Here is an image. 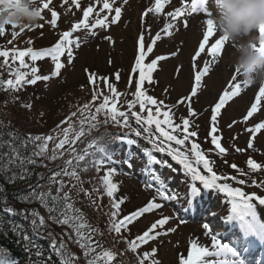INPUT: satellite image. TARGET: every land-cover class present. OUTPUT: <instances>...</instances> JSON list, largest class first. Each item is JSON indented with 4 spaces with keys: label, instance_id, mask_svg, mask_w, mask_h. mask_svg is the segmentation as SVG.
I'll return each mask as SVG.
<instances>
[{
    "label": "rangeland",
    "instance_id": "obj_1",
    "mask_svg": "<svg viewBox=\"0 0 264 264\" xmlns=\"http://www.w3.org/2000/svg\"><path fill=\"white\" fill-rule=\"evenodd\" d=\"M103 2L104 0H79L80 7H77L72 0H50V7L43 10L42 16L31 23L23 22L24 25L45 26L42 30L44 36H38L35 40L38 44L39 38L42 37L41 42L51 47L64 31H72L73 25L84 19L83 9L89 6L93 8V13L87 19L89 27L76 29L70 37L74 42L72 63H68L66 56L61 57L65 67L61 69L58 77L38 81L32 85L31 89H26L27 94L23 93L22 99L25 97L28 104L32 105L34 111L32 112L36 115L33 118L48 119L53 116L54 122H58L61 119H57L56 116H60L63 118L61 134L64 128H69L71 125L68 136L69 139H73L81 129L85 132L92 115H98L95 109L103 101V96L113 95L104 85V82H107L117 90L115 103L118 110L129 113L128 121L132 128L135 125L134 117L131 116L127 105L129 101L135 99L136 87L132 86L131 77L134 72H138L137 81L139 79V70L134 71V68L140 51V40L143 37L145 65L157 57H165L157 61L151 73V82H144L143 91L146 87L151 88L152 93H154L153 89L157 90V100L164 102L166 107L163 110L171 111L173 120L177 117L180 121L181 115L190 116L192 123L189 128L196 130L200 136L211 138L212 127L215 128L214 134L217 135L221 146L226 151L220 153L219 150L210 149L205 153L212 161L218 184H228L230 188H238L246 195L255 194V196L264 197V129L252 131L257 124L264 123V96L257 99L260 86H245L239 74L235 81L241 83L239 93L225 101L215 122L211 119L215 104L219 102L223 92L231 91L233 78L238 75L233 64L232 42H226V50L220 55L213 57L207 52V48L211 47L215 39L220 36L217 29L214 32L215 39L210 37L205 51L196 57L202 33L206 30L205 20L214 16V0H206L207 12L201 9L195 13L190 11L191 0H161L162 8L159 13L154 10L155 0H127L126 3L125 0H109L113 4L111 12L103 9ZM20 3L31 6L29 11L32 12L41 6L42 0H20ZM115 7H121V17L117 22L112 23L111 18L114 17ZM150 8L153 9L151 13L148 12ZM178 8L182 9L181 15L176 16L175 19L168 16L169 12H175ZM53 10L58 14L55 25L51 23ZM105 16L109 17V20L103 26L91 27L97 19H103ZM169 23L173 27L165 29V24ZM157 33L160 34L159 39H156ZM26 38L27 36H22L20 39L24 41ZM77 39L80 44L78 48L75 47ZM150 44L152 51L148 52L147 46ZM205 61L209 62V71L201 78L196 95L192 96L195 74L203 69ZM53 70L54 61L49 57L39 68V74L51 76ZM88 75L97 77L95 85L89 84ZM94 92L99 93L97 97L99 101L91 100ZM87 97H90L91 104L85 108L84 99ZM189 97L190 102L185 99ZM253 103L257 104V110L245 120L244 117ZM190 107L194 115L190 114ZM134 111L139 112V106ZM17 114L24 116L22 109H19ZM113 125L117 126L116 123ZM250 142L251 147H249ZM67 147L66 145V149ZM155 154L160 160L167 161L171 167L153 164L148 156V166H144L142 160L137 158H128L124 154L123 159L120 157L122 163L125 160L131 162V166L125 163L117 165L118 172L113 177L114 183L120 189L115 194L118 198H126L127 205L123 208L124 212L128 213L144 207L153 200L161 207L138 217L134 223L119 233L118 245L123 244L127 238L133 240L142 235L157 220L168 217L167 222L154 231L155 238L139 248V254L149 253L143 264H152L153 260H156L157 264H180L181 256L187 259L193 243L209 250L210 254L201 258L203 264H233L234 261L235 264H239L240 260L244 264H254L249 261V256L253 253L249 251L257 249V240L260 242L258 237L264 236V206H259L254 198L252 202L257 205L256 215L244 217L246 226L240 228V217L233 216L232 219H228L231 214L232 196L216 188H210L203 190L201 194L203 195L202 206L193 205V210L188 211L191 207L187 205L186 196L194 184L191 182V175L173 162L169 156ZM249 159L260 167L251 168L248 164ZM232 165L236 167L233 168ZM106 169L108 171L110 168ZM241 180L244 181L243 184L240 183ZM196 182L197 186L199 182ZM161 184L167 189L170 199H162L158 195L156 189ZM76 185L81 187L79 182H76ZM104 200L103 205L106 203V198ZM237 202H240L238 197ZM77 216L81 217L80 223L88 229L86 228L89 223L87 219L81 214ZM205 224L209 226L207 229L204 227ZM93 230L95 229L91 228L84 232L92 233ZM156 232L159 235H155ZM257 233L260 235L258 236ZM213 235H216L222 244L232 247L239 258L231 255H215ZM92 238L99 243V247L88 257L84 256L82 249V256L77 264L83 262L87 264V261L94 257L97 258L96 264H122L123 262L132 264L135 260V255L131 254L126 247H124L123 255L118 256L123 248L117 246V241L111 244L108 237L99 236L97 231ZM117 239L114 237V240ZM254 241L256 247H251L255 244ZM261 242L264 249V239ZM152 249L157 250L155 254L151 253ZM68 251L72 252L69 247ZM106 251L114 253L112 261H108L103 255Z\"/></svg>",
    "mask_w": 264,
    "mask_h": 264
},
{
    "label": "snow or ice",
    "instance_id": "obj_2",
    "mask_svg": "<svg viewBox=\"0 0 264 264\" xmlns=\"http://www.w3.org/2000/svg\"><path fill=\"white\" fill-rule=\"evenodd\" d=\"M73 3L76 4L77 7H80L79 0H72ZM127 0H125V3ZM8 3L15 4L17 7L20 5V0H8ZM50 0H42L41 6L39 8L34 9L32 12L36 14L37 17L42 16L43 10L49 9ZM162 4L161 0H155V12L159 13L161 11ZM103 9L109 10L110 12L113 10V4L109 2V0H104ZM207 12L208 8L206 7V0H191L190 11L195 13L197 11ZM23 12H28V8L20 9ZM153 9H148V12L151 13ZM182 9L178 8L175 12H169L168 16L175 19L176 16L181 15ZM93 13V8L91 6L83 9V17L84 19L75 25H73L72 31H64L58 41L49 48L34 50L31 47L21 49H6L0 50V57H3V64L0 67H9L10 75L14 73V79L10 78L6 81L0 80V84H2L6 88H11L13 90H18L22 88L24 85H34L38 81H47L52 77H58L61 74V69L65 67L64 63L61 61V57L66 56L68 63H72L74 59L73 55V40L70 38L73 35V32L76 29L81 27H89L87 23V19L90 14ZM211 15V13H209ZM57 12L51 11V23L55 25L57 19ZM121 17V7H115L114 9V17L111 18V22H117ZM109 17L105 16L103 19H97L95 24L91 27L103 26ZM206 30L202 33V39L199 43L198 51L196 52V57H199L202 52L205 51L206 43L209 41L210 37H214V32L216 30L215 22L213 18H207L205 20ZM6 25H11L13 28L12 35L16 36L19 33L15 31L16 28H19L20 33L25 31L26 28H31L32 25H24L17 24L13 22L10 18H0V35L6 34ZM165 29L172 28V24H165ZM259 35L261 37L259 41L258 51L264 53V25H261L259 30ZM160 34L157 33L156 39H159ZM110 39V38H108ZM226 36H219L218 39H215V42L211 44V47L207 48V52L209 55L215 57L220 55L223 51L226 50ZM155 43V39L153 40V44ZM79 40L77 39L75 42V47H79ZM255 47V45H254ZM144 42L143 37L140 40V51L139 55L135 61V70H139V79L136 82V91L134 93L135 99L133 101L128 102V109L130 110V114L135 118L138 127L136 129L130 130L129 133L124 134H115L117 142H124L126 140L128 145H136L137 140L130 138L131 136H135L137 138L143 137L149 141L152 149L154 151H150L145 149V153L153 164H164L166 167H171L167 161L160 160L155 153L163 154L169 156L173 162L180 165L182 169L191 175L192 180L198 181L200 185H202L205 189L216 188L220 192H226L229 196H232V203L230 209V215L228 219H232L233 216H237L240 218L255 216L257 205L252 201L255 198L258 201L259 206H264V197H259L253 195H246L238 188H230L228 184H218L217 183V173L214 171L212 166V161L209 159L208 155L201 149V146L195 142L192 138L197 136L196 131H190L189 125L190 121L186 118H181V123H174L173 114L169 110H163L166 106L163 101H158L154 97L150 95H146L143 91V84L145 81L151 82V73L155 69L158 60H162L165 57H157L153 59L151 63L145 65V52H144ZM147 51H152V45L147 46ZM25 57H29L32 62L38 61L44 57H50L54 61V70L49 75H40L39 69L33 64H29L26 62ZM9 60L12 62H18L20 68H26L28 71H21L19 68L12 69L9 65ZM195 60V58H194ZM195 66V65H194ZM209 71V62L205 61L203 69L199 70L195 74V85L192 88V96H195L197 93V88L200 85L201 78L206 75ZM238 74L237 77L233 78V82L231 84V91H225L219 98V102L215 104L213 108L212 121L215 122L217 119V114L219 113L221 107L224 105L225 101L230 98V96L236 95L239 93L241 88V83L235 82L238 79L239 71L235 69ZM118 78V74H117ZM89 80H94V75L89 76ZM245 86L248 85L246 81L242 82ZM111 90L113 95L103 96V101L96 107V114L103 113L105 115V120L102 123L113 122L117 125H120L125 128H130V124L128 121L129 113L118 110L117 104L115 103V98L117 95V90L112 84L107 85ZM99 93H93L92 100L95 101L98 97ZM261 96H264V86H260L259 92L257 93V99L259 100ZM190 102V97L185 98ZM139 105V112L131 111L136 105ZM30 107V105H28ZM85 108L89 107L88 104L84 105ZM257 110V104L253 103L251 105L250 110L247 115L244 117L247 120L249 117L253 115ZM190 114L194 115L195 113L189 108ZM146 113V115H144ZM75 115V113H73ZM122 118V119H121ZM92 120L97 121V115H92ZM101 122L97 121L96 123H92L89 125V131L94 128L100 127ZM71 128H64L62 131L63 138L53 137L52 135H36L32 136L29 134L25 138H19L16 133H10L12 139L8 142V147L11 148V152L7 154H0V160L7 158L8 164L12 165L19 161L18 167L21 169L20 173H13L9 177L10 182H14L16 179H25L29 176V171L25 165L27 164H36L37 161L32 158L36 156H44L48 151L49 143L55 140L58 142L54 143L53 148L51 149L53 155L50 157L52 160H55L58 156L62 157L65 154V150L70 153V158L65 161V166L59 169L58 171H53L50 177V183L55 184L56 192L53 194L51 189L47 191L42 190L39 184L30 186V191L28 195L21 197V202H39L49 214V218L58 224H62L68 227L69 231L63 233V235L59 238L55 237V234L51 231L45 233L41 231V229L46 228V218L44 215L40 214L37 209L32 210H17L13 206H5L0 208V212L5 214L22 215L25 220H28V217L32 218L28 220V223L31 226V235L28 230L24 228V225L11 223L7 227L12 233L15 235L19 233L18 239L22 240L26 245V251L32 253L38 259L44 256L43 245L40 244L39 240L47 239L48 237H52L49 241L48 245V256L46 260H41L40 264H49L51 261L52 255H56L60 258V264H77L78 257L75 253H71L68 251V245L64 240V236H67L69 240L75 236V242L79 244V246L84 250V256L88 257L90 253H95L96 249L99 247V243L94 241L92 236L97 230H93L92 233H85L82 231L84 225L80 224L81 217L77 216L75 213L78 211L73 208L72 203H70V193L64 191L66 187L65 180L61 177H67L69 179L74 178L76 182L83 183L80 177V172H86L88 170L89 164L97 167L99 170V166L103 165L105 162H113V154H110L108 144L110 142L105 141L103 137L114 135L109 132H105L98 139H93L88 147L84 148L81 151H77L73 145H75L76 141L80 139V137L85 135L83 129L73 139H69L68 132ZM259 129H264V123H259L255 126L252 131H256ZM215 128L212 129L211 135V143L215 146L220 153H224L226 149L221 146L220 141L215 135ZM16 140H19V147L16 146ZM189 141L191 144L189 146ZM28 142H31L35 145V150L32 152L30 157H24L20 153V147H24ZM66 145L68 146L66 149ZM251 142L249 147H251ZM99 156V160L95 157ZM123 163L131 166L130 160H125ZM248 164L253 169H258L260 166L256 164L254 161L249 159ZM69 166H71V170L69 171ZM233 168L236 165H232ZM201 169H203L204 173L202 174ZM115 169H108L107 174L103 178V184L106 189V194L108 197H114V193L117 191V184L113 182L112 175L114 174ZM42 176V174H40ZM241 184L244 183L243 180L240 181ZM75 184H72V187H75ZM152 187V185H148ZM83 190V189H81ZM157 193L162 199H170L171 197L168 195L167 189L161 184V186L157 187ZM200 188L195 184L192 185L190 189V194L198 193ZM235 193V195H233ZM237 197L240 202H237ZM123 199L114 200L111 205L112 211L110 213V229H113L115 233H121L122 229L127 228L133 221H135L138 217L142 216L145 213L151 212L153 209H159L161 205L159 203H155L153 201H149L147 205L137 209L136 211L131 212L130 214L123 216L122 219H117L119 216V209L121 204L123 203ZM168 220V217H164L163 219L157 220L155 223L151 225V227L145 231L142 235L137 236L133 240L129 241V246L131 249H137L140 245L146 244L149 240L155 238L153 235L154 231L157 230L160 226H163ZM3 221L0 220V228H2ZM205 229L209 226L207 224L204 225ZM2 234V233H0ZM155 235H159L158 232ZM213 247L216 249L215 255H231L234 258H239L238 253L229 245L222 244L216 235L212 236ZM156 249H152L151 253L155 254ZM209 250L206 247H198L195 243H193L190 247V250L187 254V259L183 256L180 258V264H202L201 258L209 255ZM108 261H112L114 259V253L111 251H106L103 254ZM149 253L145 252L143 257H148ZM143 257L141 258V264H143ZM97 258L89 259L87 264H96ZM0 264H15L12 261H2L0 260ZM152 264H157L156 260L152 261ZM235 264V261L233 262ZM239 264H244L242 260L239 261Z\"/></svg>",
    "mask_w": 264,
    "mask_h": 264
},
{
    "label": "trees",
    "instance_id": "obj_3",
    "mask_svg": "<svg viewBox=\"0 0 264 264\" xmlns=\"http://www.w3.org/2000/svg\"><path fill=\"white\" fill-rule=\"evenodd\" d=\"M22 8H28L31 9V6H27L25 4L19 5L17 7L15 4H9L8 0H0V18H4L8 16L9 14L15 15L17 12H23L20 9ZM30 12V11H28ZM6 15V16H5ZM17 24H23V23H17ZM44 27H40L38 24L32 25L31 28H26L25 31L20 33L19 28H16L15 31L19 33L16 36L12 35V32L14 31L11 25H6V34L0 35V50H6V49H25L28 47L33 48L34 50H41L45 48H49L48 46H45L41 41V38L44 36ZM30 35V36H29ZM22 36H27L26 40L22 41L20 38ZM38 36H42L39 38V43L37 44L35 38ZM41 43V44H40ZM49 57L41 58L38 61L32 62L29 57H25V60L29 64H33L38 69L42 67V64L45 60H47ZM3 57H0V65L3 64ZM151 63V61H148ZM147 64V63H146ZM9 65L12 69L19 68L21 71H28L26 68H20V65L18 62H12L9 60ZM138 72H134L133 76L131 77V84L135 88L137 77L136 75ZM88 75V79H89ZM14 79V73L10 75L9 67H0V80H8V79ZM97 77H94V80H92V83L89 81V84H96ZM104 85H106L107 90L108 84L107 82H104ZM32 85H24L22 88L18 90H13L11 88H6L2 84H0V154H7L11 152V148L8 147V142L12 137L10 136V133H16L19 138H25L29 134L32 136L41 135H52L53 137L62 138L61 130L63 127V118H60V116H56L57 119H61L58 122H54L51 116L50 118H43L40 117L39 119H34V111L32 108V105L28 104V100L23 97V93L27 94L28 92L26 89H31ZM29 89V90H30ZM145 93L151 95L155 99H157L158 94L157 90L151 88H144ZM90 97H87L85 100L86 104H91ZM92 100V99H91ZM93 101V100H92ZM95 101H99V98H97ZM101 102V101H100ZM30 105V107H28ZM139 105L137 104L132 111H134ZM22 109L24 112V116H20L17 114L18 110ZM33 111V112H32ZM183 118L189 119L190 123H192V120L190 119V116L188 115H181ZM181 117V118H182ZM177 117L174 120V123H181L177 119ZM105 120V116L103 114L97 115V121L101 122L100 127L94 128L91 131H89V125L92 123H96L97 121H93L92 118L90 119L88 127L85 129V135L82 136L78 142L75 143L73 147L77 149V151H81L84 148L88 147V145L91 143L93 139H98L102 136L103 133L109 132L114 135L105 136L103 139L105 141L110 142L108 144L109 152L110 154H113V159L115 163L113 162H105L103 165L99 166V170H97V167H94L89 164L88 170L86 172L81 171L80 177L83 183L81 184V187H78L76 185V181L74 178H67V177H61L65 180L66 187L64 191L70 193V203H72L73 208L78 210L75 214L76 215H82L85 219H87V227L88 229L82 230L87 231L91 228H94L99 233V236H106L108 237V240H110L111 244H115L117 241V246L119 248H123L122 253L117 255L120 257L125 252V248H128L131 254L135 255V260L132 264H141V258L143 257V254H139V248L143 245H140L137 249H131L129 246V241L131 239H128L123 242V244L120 243V239L118 238L119 233H115L113 229H110V213L112 211L111 205L114 202V200H120L123 199V203L120 206L119 209V216L117 219H122L123 216L126 214H130L133 211H130L128 213L124 212V207H126L127 202L126 198L120 197L118 198L117 195L114 193V197L110 198L106 194V189L103 184V178L107 174V169H115L113 177L118 172L117 165H123L122 161H120V157L123 159L122 155L126 157L133 156L134 158L142 160L143 164L149 165V161L147 160V155L145 153V149L151 150V144L148 140H146L143 137L137 138L134 135L130 138L136 139L137 144L136 145H128L126 140L124 142H117L116 141V135L124 133L127 134L132 129H136L138 127L136 120L134 118L135 125L132 128H125L120 125L114 126L112 122L108 123H102ZM26 121V122H24ZM66 124V122H65ZM190 131H196L194 129L189 128ZM197 132V131H196ZM197 142L201 149L206 152L210 149L217 150L214 145L211 143V138H208L207 136L202 137L197 133V136L192 138ZM58 142V140L52 141L49 143L48 151L45 153L44 156H36L32 157L34 158L37 163L36 164H27L25 165L29 171V176L25 179H16L14 182L9 181V177L13 173L19 174L21 169L18 167L19 161H17L15 164L9 165L7 158L0 160V208H3L5 206H13L17 210H32L37 209L40 214L44 215L46 218V228L41 229V231H44L45 233L51 231L55 234L56 238H59L65 233L66 231H69L68 227L62 224H58L51 220L49 218V214L47 213L46 209L39 203V202H21V197L28 195L30 191V186H34L39 184L42 188V190L47 191L48 189H51L53 194L56 192V185L50 183V177L53 173V171H58L62 167L65 166V161L70 158V153L65 150V154L60 157L58 156L55 160H52L50 157L53 155L51 149L54 146V143ZM189 146L191 144V141L188 142ZM16 146L19 147V140H16ZM35 150V145L31 142H28L26 146L20 147V153L24 157H30L32 152ZM97 160H99V156L95 157ZM113 165V166H112ZM106 167V168H105ZM71 169V166H69ZM202 174H205L203 169H201ZM42 174V176L40 175ZM114 182V181H113ZM194 184L197 182L192 180ZM72 184H75V187H72ZM120 185V184H118ZM197 187H199V184H197ZM83 189V190H81ZM120 189L117 188V193ZM191 197V195H190ZM106 198V203H104V199ZM197 200L196 194H192V201L194 202ZM139 209V208H137ZM136 209V210H137ZM134 210V211H136ZM32 217L29 216L28 220H30ZM0 220L3 221V227L0 228V260L2 261H12L15 262V264H40L41 260H46L48 256V245L49 241L52 239V237H48L44 240H39L38 242L43 245L44 249V256L41 258L35 257L32 253L29 251H26V245L24 242L20 239L19 233L13 234L12 231L8 229V225L11 223L16 224H23L24 228L28 230L29 234L31 235V226L28 223V220H25L22 215H15L12 216L11 214H5L3 212H0ZM133 221L132 223H134ZM81 224V223H80ZM83 225V224H81ZM128 228V227H127ZM126 229V228H125ZM124 229H122L123 231ZM121 231V232H122ZM114 237L117 240H114ZM65 242L67 243L70 250H72L73 253L77 255L78 258L82 256V248L79 246L78 243L75 242V236L73 235V238L69 240L67 236L63 237ZM124 245V246H123ZM71 252V251H70ZM71 252V253H72ZM133 259V258H132ZM145 261V257H143V262ZM126 262H123L122 264H125ZM129 264V262H127ZM49 264H60V258L56 255H52L51 261ZM81 264H86L85 262Z\"/></svg>",
    "mask_w": 264,
    "mask_h": 264
},
{
    "label": "clouds",
    "instance_id": "obj_4",
    "mask_svg": "<svg viewBox=\"0 0 264 264\" xmlns=\"http://www.w3.org/2000/svg\"><path fill=\"white\" fill-rule=\"evenodd\" d=\"M214 5L217 32L234 45L235 69L248 85L264 86V53L258 51L264 0H214ZM9 16L15 23H31L37 18L34 12H17L4 18Z\"/></svg>",
    "mask_w": 264,
    "mask_h": 264
},
{
    "label": "bare ground",
    "instance_id": "obj_5",
    "mask_svg": "<svg viewBox=\"0 0 264 264\" xmlns=\"http://www.w3.org/2000/svg\"><path fill=\"white\" fill-rule=\"evenodd\" d=\"M263 227H264V225H263ZM263 227H262V229H263ZM262 229H261V230H262ZM260 239L263 240V239H264V236H260ZM259 250H260V249H259ZM262 255L264 256V253H263Z\"/></svg>",
    "mask_w": 264,
    "mask_h": 264
}]
</instances>
